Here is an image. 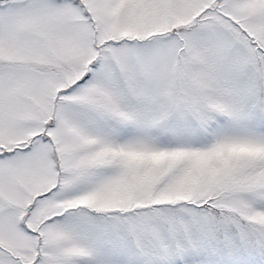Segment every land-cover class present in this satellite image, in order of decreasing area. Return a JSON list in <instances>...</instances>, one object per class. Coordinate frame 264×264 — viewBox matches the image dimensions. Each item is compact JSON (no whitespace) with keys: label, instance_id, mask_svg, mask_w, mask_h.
<instances>
[{"label":"snow or ice","instance_id":"obj_1","mask_svg":"<svg viewBox=\"0 0 264 264\" xmlns=\"http://www.w3.org/2000/svg\"><path fill=\"white\" fill-rule=\"evenodd\" d=\"M0 264H264V0H0Z\"/></svg>","mask_w":264,"mask_h":264}]
</instances>
